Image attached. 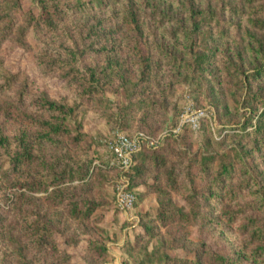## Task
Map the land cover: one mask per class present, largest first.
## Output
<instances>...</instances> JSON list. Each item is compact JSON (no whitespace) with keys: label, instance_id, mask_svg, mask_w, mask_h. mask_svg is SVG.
<instances>
[{"label":"rangeland","instance_id":"1","mask_svg":"<svg viewBox=\"0 0 264 264\" xmlns=\"http://www.w3.org/2000/svg\"><path fill=\"white\" fill-rule=\"evenodd\" d=\"M58 1L71 8L54 34L37 0H0V134L32 137L37 158L13 176L23 186L0 167V264H263L244 227L264 221V0H132L139 36L122 22L130 0ZM64 27L93 28L78 57ZM45 52L73 66L47 71ZM43 95L74 107L69 132L42 124L61 123ZM118 133L144 139L128 211L115 196L128 173L106 169ZM81 204L93 209L76 218ZM35 220L52 225L47 244L36 246Z\"/></svg>","mask_w":264,"mask_h":264},{"label":"trees","instance_id":"2","mask_svg":"<svg viewBox=\"0 0 264 264\" xmlns=\"http://www.w3.org/2000/svg\"><path fill=\"white\" fill-rule=\"evenodd\" d=\"M39 4V15L37 20L50 32V33H56L58 29V24L62 22V15L64 12L69 10L71 6L68 4L63 5L58 0H37ZM80 5L77 4L74 8L78 9H87V10H93L95 5L98 6H104L105 0H87L82 1ZM71 9V10H74ZM123 24L127 25L128 31L132 33H136L137 36L140 35L141 29L139 24V19L137 16L136 7L132 0L129 1L127 5L124 7V15L122 19ZM259 21H255V23H258ZM264 24V21H261V25ZM93 29V28H91ZM89 30L87 32V37H90L93 34V30ZM64 32L66 37H68L67 43H69L68 52L67 54L71 56L72 58L78 57L80 55L81 47L86 45L87 37L83 36L82 34L78 35V37H74L71 35L68 30L64 27ZM106 34V33H105ZM103 35V34H101ZM139 47L137 49V53L142 61V69L144 73H147L150 68L149 59L150 57H145L143 49L140 46V43H138ZM45 59L43 63V67L45 70L53 72L59 69H65L67 67H72V61L69 58H65L61 53H58V55H52L51 52H45ZM262 68V67H261ZM257 72H260V74H264V68L258 69ZM42 106L49 111L58 112L60 115L61 123H50L48 121H42V124L49 127V133H51V130L57 132V133H67L69 132V129L65 127L64 119L69 116L74 110V107H68L66 104H59L56 101L50 99L47 95H43L41 97ZM16 106V116L20 119H25L29 115H25L24 111L20 110V107L18 105ZM0 111H3L5 113H8L10 111V107H0ZM127 134V133H125ZM130 135V134H127ZM133 136V135H130ZM81 139L80 135L74 136V141L78 142ZM32 137L31 140H29L28 135L25 133L21 135H17L14 137H8L4 135L3 133L0 134V146L4 149V153L7 154V159H3V164L0 165L3 175L6 178L7 182H10L12 185H20L23 186L22 183H20L19 178L16 177L15 181H12L13 176H19L20 175V168L25 164H32L33 161L37 160L33 153L34 145L32 144ZM144 150V147L142 150L138 151L134 155V163L131 166V169L127 172L130 177V185L135 180V178L141 173L140 166L137 164V157L138 154L141 153ZM106 169L108 170H119L117 167L112 166L109 161L106 165ZM87 171L85 172V175L83 174L81 177L86 176ZM32 190L38 191L41 189V185L37 183L32 184ZM130 189L136 194V191L134 188ZM264 200V199H263ZM136 202H137V194H136ZM135 202V203H136ZM264 205V202H262ZM80 204V203H79ZM79 209L76 207V215L75 217L78 218L81 215H85L86 217L89 216V213L92 211L93 206L92 205H78ZM79 210V211H78ZM84 211V212H82ZM175 212H181L180 214L184 215V213L180 210H176ZM82 213V214H80ZM166 213V211L162 210H155L154 217L159 219V217L164 216L163 214ZM80 214V215H78ZM169 218L175 219L172 214L168 216ZM32 229L31 234L33 236V240L36 243V246L47 244V241L50 239L54 233V229L51 224H48L47 222H44L42 220L34 221L30 225ZM244 230L248 231L251 230V237L255 240V249L253 251V254L255 255L254 259H257L259 257L262 258V262L264 264V221L262 223H259L257 221H251L246 223ZM49 238V239H48ZM18 242V240H17ZM16 242V243H17ZM20 257L23 256L22 250H19ZM216 259L214 261L215 264H241V261L238 259L225 257L216 255Z\"/></svg>","mask_w":264,"mask_h":264},{"label":"built area","instance_id":"3","mask_svg":"<svg viewBox=\"0 0 264 264\" xmlns=\"http://www.w3.org/2000/svg\"><path fill=\"white\" fill-rule=\"evenodd\" d=\"M141 137L118 133L110 142L111 157L109 163L123 173H127L134 163V155L143 148ZM130 181H121L116 187V203L123 211L132 209L136 202V194L129 188Z\"/></svg>","mask_w":264,"mask_h":264}]
</instances>
